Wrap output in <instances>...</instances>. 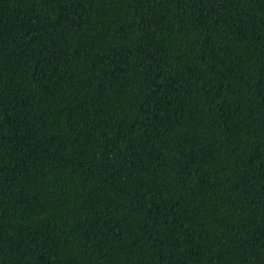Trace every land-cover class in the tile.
Segmentation results:
<instances>
[{
    "label": "trees",
    "instance_id": "obj_1",
    "mask_svg": "<svg viewBox=\"0 0 264 264\" xmlns=\"http://www.w3.org/2000/svg\"><path fill=\"white\" fill-rule=\"evenodd\" d=\"M0 264H264V0H0Z\"/></svg>",
    "mask_w": 264,
    "mask_h": 264
}]
</instances>
